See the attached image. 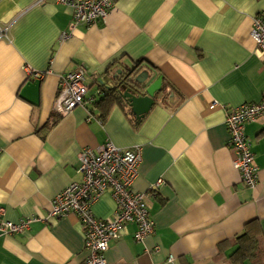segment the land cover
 Returning a JSON list of instances; mask_svg holds the SVG:
<instances>
[{
    "label": "crops",
    "instance_id": "0c3cea01",
    "mask_svg": "<svg viewBox=\"0 0 264 264\" xmlns=\"http://www.w3.org/2000/svg\"><path fill=\"white\" fill-rule=\"evenodd\" d=\"M37 1L0 0L9 25L0 40V222L37 219L23 234L0 235V264L85 263L78 218L48 214L55 195L81 180L80 151L106 141L139 147L134 192L163 181L147 204L153 235L137 243L126 225L106 264H264V116L244 128L255 189L233 167L224 122L227 109L264 95V57L251 37L264 0H117L104 22L72 32L70 8ZM79 67L85 104L61 114L59 78ZM135 67L147 87L161 79L166 89L141 119L124 102L103 115L101 87ZM28 71L47 73L34 80ZM92 210L111 219L110 193Z\"/></svg>",
    "mask_w": 264,
    "mask_h": 264
},
{
    "label": "built area",
    "instance_id": "2783aa9c",
    "mask_svg": "<svg viewBox=\"0 0 264 264\" xmlns=\"http://www.w3.org/2000/svg\"><path fill=\"white\" fill-rule=\"evenodd\" d=\"M46 0H38L41 5ZM117 0H55L57 4L72 10L68 32L78 26L87 28L104 22L114 8ZM9 25L0 22V40L8 39ZM251 37L256 48L264 57V17L252 19ZM69 38L62 33L61 41ZM28 70V69H27ZM32 79L41 80L47 73H32ZM86 69L79 67L73 72L60 76L55 109L61 114L69 113L77 107H83L88 88L85 86ZM100 94V92L98 93ZM216 103L211 105L214 108ZM264 116V95L257 103L242 104L226 110L225 126L229 135L228 147L235 157L233 167L239 172L242 183L249 189H255L258 183V169L254 164L250 141L245 134V126L255 123ZM139 147L119 148L106 141L95 150L83 148L78 155L79 182H73L55 195L50 203L49 219H58L69 214L75 215L83 229L84 248L88 257L84 264H106L105 253L109 244L117 240L125 226L134 224V240L144 242L154 233V223L148 211V200L155 196L163 184L157 180L146 192H134L132 185L137 178L140 164ZM106 192L114 203L115 212L111 219L97 218L93 205ZM30 217L17 223L0 222V235H19L25 233L29 225L36 221ZM172 260V259H170Z\"/></svg>",
    "mask_w": 264,
    "mask_h": 264
},
{
    "label": "water",
    "instance_id": "95a60500",
    "mask_svg": "<svg viewBox=\"0 0 264 264\" xmlns=\"http://www.w3.org/2000/svg\"><path fill=\"white\" fill-rule=\"evenodd\" d=\"M121 71L117 73L121 75ZM116 76V77H117ZM128 81H125L119 90L122 99L131 109L137 119H141L154 105V96L161 89V79H157L147 87L148 74L146 72L137 74L134 69L130 70L127 75ZM103 85V83H101ZM131 85L135 88L132 89ZM115 83L105 89H111Z\"/></svg>",
    "mask_w": 264,
    "mask_h": 264
},
{
    "label": "trees",
    "instance_id": "16d2710c",
    "mask_svg": "<svg viewBox=\"0 0 264 264\" xmlns=\"http://www.w3.org/2000/svg\"><path fill=\"white\" fill-rule=\"evenodd\" d=\"M137 67L134 68V72L136 71ZM130 71L124 72L121 75H118L115 80V86L111 89H105L104 87L102 88V97L99 100V104H98V108L99 110L103 113V115H105L107 113V111L109 110V108L117 103H125V101L122 99L121 94L119 93L120 87L121 85L125 82L128 81V73ZM132 89H135L132 85H131ZM166 89V85L163 83L160 91L162 92L163 90ZM159 91V92H160ZM158 92V93H159Z\"/></svg>",
    "mask_w": 264,
    "mask_h": 264
}]
</instances>
